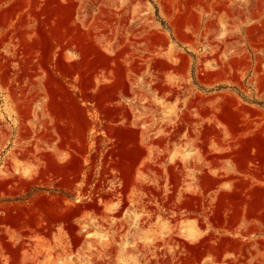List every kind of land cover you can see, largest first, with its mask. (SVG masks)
Returning <instances> with one entry per match:
<instances>
[{
	"label": "rangeland",
	"instance_id": "374dc122",
	"mask_svg": "<svg viewBox=\"0 0 264 264\" xmlns=\"http://www.w3.org/2000/svg\"><path fill=\"white\" fill-rule=\"evenodd\" d=\"M0 264H264V0H0Z\"/></svg>",
	"mask_w": 264,
	"mask_h": 264
}]
</instances>
